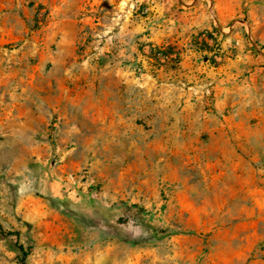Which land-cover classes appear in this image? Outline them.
<instances>
[{"label":"crops","instance_id":"0c3cea01","mask_svg":"<svg viewBox=\"0 0 264 264\" xmlns=\"http://www.w3.org/2000/svg\"><path fill=\"white\" fill-rule=\"evenodd\" d=\"M31 2L46 7L40 30L44 46L37 64L20 65L17 51L8 45L28 33L35 11ZM219 4L0 0V89L21 85L26 94L20 116L38 101L46 117L59 110L64 118L60 144L74 139L77 145L75 156L63 166L90 163L93 175L105 181L101 203L156 197L160 181L182 183L188 195L199 190L196 183L205 182L215 197H234L240 191L255 197L257 205L242 207L239 221L220 224L219 246L209 260L264 264L255 250L264 241V127L252 121V110L240 106L230 79L235 59L226 56L213 65L205 60L211 50L189 45L217 26L211 6L218 9ZM218 20L224 24L227 18ZM89 36L105 39L96 46L104 54L101 61L85 59L93 49ZM31 40L36 45L38 37L34 34ZM226 49L222 47L223 54ZM9 60L14 66L8 67ZM3 96L2 91L0 103ZM56 176L49 189L59 193L61 176ZM29 210L42 225L43 240L63 227L60 213L48 206ZM106 237L99 232L91 248L76 255L78 264H129L126 237Z\"/></svg>","mask_w":264,"mask_h":264},{"label":"rangeland","instance_id":"374dc122","mask_svg":"<svg viewBox=\"0 0 264 264\" xmlns=\"http://www.w3.org/2000/svg\"><path fill=\"white\" fill-rule=\"evenodd\" d=\"M217 1L221 2L218 9L211 6V18L217 26L203 38L201 34L195 36L189 45L211 50L205 60L213 65L223 62L226 56L235 59L230 79L236 84L240 106L252 110V121L264 127V0ZM29 7L35 11L28 33L8 45L17 51L20 65L24 61L37 64L44 46L40 30L46 24V7L34 2ZM219 16L227 18L224 24L219 22ZM34 34L38 37L36 45L31 40ZM92 40L89 46L93 49L85 59L101 61L104 54L96 46H102L105 39L89 36L88 41ZM222 47H227V53L223 54ZM29 51L34 54L21 58ZM12 65L9 60L8 67ZM2 91L0 224L4 232H0V264L22 263L17 243L28 251L25 264H78L76 255L90 249L94 237L102 231L111 239L122 234L126 237L129 252L125 259L130 258L129 264H213L209 254L219 246L220 224L239 221L236 217L242 207L257 205L255 197H246L241 191L234 197H215L208 191V183L199 182V190L188 195L182 192V183L170 181H160L153 198L101 203L98 196L105 181H98L90 163L63 166L68 157L75 156L77 145L74 139L64 147L60 144L64 118L59 110L46 117V109L38 101L31 104L30 112L20 116L18 107L26 94L21 85L15 83L1 88L0 94ZM56 174L61 176L59 193L49 189ZM192 177L199 179L200 175ZM32 206H48L59 212L61 230L53 229L50 237L43 240L42 225L29 214ZM229 208L232 210L226 213ZM104 222L107 227L96 225ZM255 250L264 258V241Z\"/></svg>","mask_w":264,"mask_h":264},{"label":"trees","instance_id":"16d2710c","mask_svg":"<svg viewBox=\"0 0 264 264\" xmlns=\"http://www.w3.org/2000/svg\"><path fill=\"white\" fill-rule=\"evenodd\" d=\"M0 232H4L3 231V227L0 224ZM6 234H12V233H6ZM16 247L21 251L22 255H23V259H22V263L21 264H25L24 262V258L25 256H27L28 251L23 247V245H19L18 243L16 244Z\"/></svg>","mask_w":264,"mask_h":264}]
</instances>
